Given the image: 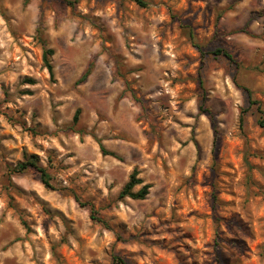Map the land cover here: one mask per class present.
Wrapping results in <instances>:
<instances>
[{
  "label": "rangeland",
  "instance_id": "rangeland-1",
  "mask_svg": "<svg viewBox=\"0 0 264 264\" xmlns=\"http://www.w3.org/2000/svg\"><path fill=\"white\" fill-rule=\"evenodd\" d=\"M145 1L0 0V264H264V0Z\"/></svg>",
  "mask_w": 264,
  "mask_h": 264
},
{
  "label": "trees",
  "instance_id": "trees-1",
  "mask_svg": "<svg viewBox=\"0 0 264 264\" xmlns=\"http://www.w3.org/2000/svg\"><path fill=\"white\" fill-rule=\"evenodd\" d=\"M130 1L136 3L140 7H146L147 6V2L145 0H130ZM53 53L54 52L52 50H47L44 53V63H45V66L48 69V71L52 77L54 76V70H53V66H52L49 58H50V56L53 55ZM215 54L216 55H223L226 58L233 60L231 55L222 51L221 49L216 50ZM92 67H93L92 65L89 66L88 70L82 76L80 83H84L87 81V79L90 77V75L92 73ZM30 83H33V82L30 80ZM247 92H248V95H249V98L251 101L252 93L249 90ZM252 104L257 106V112L260 115V119H259L258 124L260 125L261 128L264 129V110L262 109L259 102L252 101ZM203 106H204L203 104L200 106V110L203 113H205L207 111L204 110ZM79 115H80V111H77V113L74 116V122L75 123L78 122ZM215 131H216L215 144H217L218 132H217L216 128H215ZM102 152L105 155H114L113 153L107 152L103 147H102ZM29 168L35 169L40 174L41 181L46 188L53 189V186L51 184L52 178H51L50 174L48 173V171L45 168H43L42 166H40L37 163L36 157H32L31 159L27 160L26 162L19 163L16 166V168H14L13 172L22 173V172H25L26 170H28ZM139 184H141V180L137 178V172L135 171L131 176V180L128 182V184L125 186L124 190L122 191L121 197L122 198L128 197V198H131L134 200L146 199V197L150 194V188L151 187L149 185H145L138 192H135L134 188ZM92 211H93V213H95L94 209H92ZM98 221L102 222V220H98ZM113 261L115 264H127L123 259L116 257V256L113 258Z\"/></svg>",
  "mask_w": 264,
  "mask_h": 264
}]
</instances>
